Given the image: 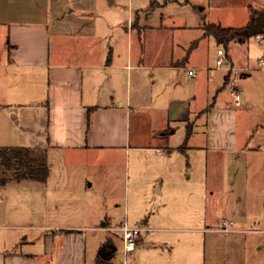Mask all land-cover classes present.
I'll return each mask as SVG.
<instances>
[{
    "label": "crops",
    "instance_id": "0c3cea01",
    "mask_svg": "<svg viewBox=\"0 0 264 264\" xmlns=\"http://www.w3.org/2000/svg\"><path fill=\"white\" fill-rule=\"evenodd\" d=\"M114 4L115 0H0V148L44 149L47 162L56 155L72 162L74 154L124 148L155 150L162 158L163 152L186 149L193 134L191 121L200 117L205 120L200 144L215 152L240 154L246 162L255 159L259 163L246 168L244 179L261 181L264 151L257 146L264 145V111L253 109L254 99L240 92L249 74L238 79L241 106L236 107L231 97L229 105L223 92L233 79L232 71H211L197 58L199 44L209 38L204 25L178 44L164 47L156 41V27L146 21L153 18L151 13L145 18L136 14L134 24L132 12L123 21L112 10ZM259 8L248 7L246 26L240 28L251 25L264 11ZM251 12L257 13L253 19ZM170 30L187 31L183 26ZM250 37L223 46L227 67L249 71ZM236 45L244 49V61L235 56ZM261 60L264 55L258 63ZM189 70L196 76H188ZM178 125L187 129L181 146L171 143ZM161 164L156 162V185ZM67 179L59 177L57 183L70 184V194L63 197L62 192L45 190L32 212L18 211L13 200L0 198V264H91L89 233L101 208L90 196L81 197L86 190L78 179ZM101 226L108 232L105 222Z\"/></svg>",
    "mask_w": 264,
    "mask_h": 264
},
{
    "label": "rangeland",
    "instance_id": "374dc122",
    "mask_svg": "<svg viewBox=\"0 0 264 264\" xmlns=\"http://www.w3.org/2000/svg\"><path fill=\"white\" fill-rule=\"evenodd\" d=\"M248 7L260 10L264 0H115L112 10L123 21L132 12L134 24L136 14L145 18L151 13L153 18L146 21L156 27V41L167 47L178 44L188 33H197L202 25L244 27ZM172 26H183L187 31L175 34ZM247 47L249 71L232 70V75L249 74L240 92L254 99L253 109L264 111V72L257 66L264 48L252 36ZM218 50L225 51L209 36L197 48L198 61L217 71L214 62ZM234 54L245 60L240 46L236 45ZM239 80L236 84L240 86ZM228 89L223 97L232 105ZM213 96H209V103ZM204 121L200 117L191 121L193 134L183 151L163 152L159 158L155 150L124 148L87 156L74 154L72 162L56 155L48 162L52 169L46 186L12 182L0 187V198L13 200L18 211L32 212L45 190L54 195L62 192L63 197L71 193L70 184L57 183L59 177H68L70 182L78 179L79 187L86 190L81 197L90 196L101 208L98 222L89 233L91 264L106 245L115 250L112 264H264V172L261 181L249 183L244 179L245 170L259 162H246L240 154L215 152L200 144ZM186 135L187 129L178 125L171 143L183 145ZM190 144L198 146L188 148ZM156 162H162L157 185ZM124 220L129 227L147 230L141 233L139 245L128 253L115 231ZM142 221L145 224H140ZM103 222L111 231L102 228Z\"/></svg>",
    "mask_w": 264,
    "mask_h": 264
},
{
    "label": "trees",
    "instance_id": "16d2710c",
    "mask_svg": "<svg viewBox=\"0 0 264 264\" xmlns=\"http://www.w3.org/2000/svg\"><path fill=\"white\" fill-rule=\"evenodd\" d=\"M251 14L252 19L257 15L256 12H251ZM246 30L247 27L234 29L223 28L213 24L204 26L205 35L211 36L218 44L224 47H227L232 41L241 43L250 37ZM0 172H2L0 175V187L12 182L22 181H31L44 185L50 172L46 151L40 148H0ZM114 251L113 249L112 255ZM95 264L112 263L97 258Z\"/></svg>",
    "mask_w": 264,
    "mask_h": 264
},
{
    "label": "built area",
    "instance_id": "2783aa9c",
    "mask_svg": "<svg viewBox=\"0 0 264 264\" xmlns=\"http://www.w3.org/2000/svg\"><path fill=\"white\" fill-rule=\"evenodd\" d=\"M253 38L257 43L261 44L264 47V34L255 35L253 36ZM214 64L217 69H221V68L227 69V64L225 62L224 53L222 50L217 51ZM258 66L264 69V61L263 60L259 61ZM232 70L234 69H231V68L228 69V71H232ZM234 72H237V71L234 70ZM187 75L190 77H195L196 73L192 70H189L187 72ZM238 78L240 77H236V74H234V78L229 82V85H228L229 87L228 93L230 97L232 98V101L236 107H240L242 104L239 89L236 84L238 81ZM257 150L264 151V145H258ZM108 231H111V229H108ZM115 231L119 233L121 240L124 243L125 252L128 253L135 249L138 237L140 236L142 232L147 231V230H143L137 227H129L126 220H124L121 222V225Z\"/></svg>",
    "mask_w": 264,
    "mask_h": 264
},
{
    "label": "water",
    "instance_id": "95a60500",
    "mask_svg": "<svg viewBox=\"0 0 264 264\" xmlns=\"http://www.w3.org/2000/svg\"><path fill=\"white\" fill-rule=\"evenodd\" d=\"M246 33L249 36L262 35L264 34V11L260 12L253 20L251 25L247 28ZM114 248L106 250V247L103 246L99 252L98 257L102 260H110L112 256V251Z\"/></svg>",
    "mask_w": 264,
    "mask_h": 264
},
{
    "label": "flooded vegetation",
    "instance_id": "af4514ba",
    "mask_svg": "<svg viewBox=\"0 0 264 264\" xmlns=\"http://www.w3.org/2000/svg\"><path fill=\"white\" fill-rule=\"evenodd\" d=\"M106 250H109V246H106Z\"/></svg>",
    "mask_w": 264,
    "mask_h": 264
}]
</instances>
